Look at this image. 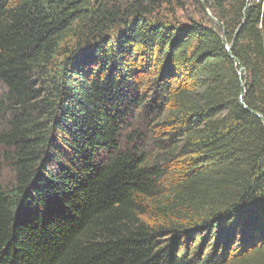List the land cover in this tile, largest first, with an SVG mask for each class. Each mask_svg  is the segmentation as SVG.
Instances as JSON below:
<instances>
[{
  "label": "trees",
  "instance_id": "16d2710c",
  "mask_svg": "<svg viewBox=\"0 0 264 264\" xmlns=\"http://www.w3.org/2000/svg\"><path fill=\"white\" fill-rule=\"evenodd\" d=\"M195 2L0 0V264H264V0Z\"/></svg>",
  "mask_w": 264,
  "mask_h": 264
},
{
  "label": "rangeland",
  "instance_id": "374dc122",
  "mask_svg": "<svg viewBox=\"0 0 264 264\" xmlns=\"http://www.w3.org/2000/svg\"><path fill=\"white\" fill-rule=\"evenodd\" d=\"M179 1V5L177 6V8L175 9V16L174 18L177 19L178 21L182 22V23H186V20L189 19L190 17H192L193 19H198V12H199V8L197 3L195 2V0H178ZM200 2H203V0H199ZM211 14L210 11L206 12L205 11V17L206 20H209V15ZM167 19L171 20L173 18H170L169 16H167ZM211 23V21H210ZM213 26H215V24L211 23ZM218 26V25H216ZM10 175L8 170H3L2 172V181L5 182L6 180H8Z\"/></svg>",
  "mask_w": 264,
  "mask_h": 264
},
{
  "label": "water",
  "instance_id": "95a60500",
  "mask_svg": "<svg viewBox=\"0 0 264 264\" xmlns=\"http://www.w3.org/2000/svg\"><path fill=\"white\" fill-rule=\"evenodd\" d=\"M204 11H208V9H204ZM209 15V20L211 21V23L215 24V25H218L221 29H222V40H223V43L227 49V51L229 52V55L233 58V60L236 62V64L239 66V76H240V79L242 78V73L245 71V68L243 66V64H241L240 62H238V60L234 59V57L232 56L231 52H230V48H231V45H227L226 43V40H225V34H224V31H223V25L214 17L212 16L211 14H208ZM244 96V87L242 86L241 87V93H240V99H242V97ZM250 113L258 116L262 122L264 123V119L257 113L253 112V111H250L248 110Z\"/></svg>",
  "mask_w": 264,
  "mask_h": 264
}]
</instances>
